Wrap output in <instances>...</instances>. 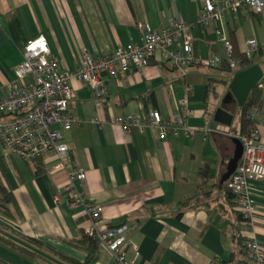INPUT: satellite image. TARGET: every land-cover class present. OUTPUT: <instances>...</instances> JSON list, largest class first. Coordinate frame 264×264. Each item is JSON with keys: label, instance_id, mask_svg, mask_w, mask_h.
<instances>
[{"label": "crops", "instance_id": "obj_1", "mask_svg": "<svg viewBox=\"0 0 264 264\" xmlns=\"http://www.w3.org/2000/svg\"><path fill=\"white\" fill-rule=\"evenodd\" d=\"M203 6V0H0V97L16 81L25 46L46 38L61 69L73 77L72 114L103 122L65 133L71 165L87 175L77 188L103 209L99 230L129 227L126 254L135 264H223L234 255L244 257L247 237L264 248V181L251 184L253 226L241 220L234 197L225 185L220 187L235 151L233 128L209 122L208 115L221 99L219 88H228L234 99L225 69L195 66L182 77L168 59L156 54L140 76L132 70L105 79L103 112L96 108L92 89L75 78L87 52L109 55L140 45L145 29L161 32L168 19L194 25ZM219 30L236 56L246 51L250 40H256L264 54V14L254 16L243 8L237 15L226 13L218 30L191 31L195 57L224 55ZM210 80L220 83L218 99L207 96ZM186 98L194 112L189 126L199 131L194 138L180 134L162 140L156 131L141 135L112 125L117 118L152 110L163 118L184 115L181 103ZM205 131L216 134L205 136ZM260 132L264 145V128ZM6 153L0 143V179L17 204L8 206L9 216L0 213V264H84L88 252L71 242L80 243L86 236L90 219L82 208L63 202L69 178L57 169L56 156L24 163ZM189 200L197 201L192 210L182 206ZM94 264H116V259L99 245Z\"/></svg>", "mask_w": 264, "mask_h": 264}, {"label": "built area", "instance_id": "obj_2", "mask_svg": "<svg viewBox=\"0 0 264 264\" xmlns=\"http://www.w3.org/2000/svg\"><path fill=\"white\" fill-rule=\"evenodd\" d=\"M203 3L199 20L194 25L181 19H168L161 32L145 29L140 45L118 48L109 55H100L97 51L86 53L75 71V78L92 89L99 112L104 111V100L108 98L105 79H118L132 70L140 76L156 54L168 59L182 77H186L189 69L195 66L210 70H222L227 66L236 75L242 72L246 61L252 62L259 55L257 41L250 40L246 51L236 56L231 42L219 30L217 36L224 55H214L208 60L195 57L192 30H218L226 13L237 15L243 8L254 16L264 14V0H203ZM15 75L16 81L0 97V143L3 149L9 156L24 163H34L55 155L57 169L66 172L69 178L62 192L63 202L72 209L82 208L90 219V225L85 229L86 236L96 238L99 245L115 257L116 264H135L126 254L131 245L127 239L128 226L99 230L103 209L78 190L76 184L85 182L87 175L71 165L70 150L65 143L66 132L83 125L101 126L103 122L98 118L83 120L72 114L70 105L76 100L73 77L61 69L46 38H38L25 46L23 63L16 68ZM256 89L261 96L260 104L249 111V119L255 127L245 136L234 137L241 141L244 153L236 173L226 183L240 216L251 226L256 212L251 184L264 181V145L260 132L264 128V76ZM181 106L185 109L184 115L163 118L159 111L152 110L143 116L117 118L112 125L121 127L127 133L137 131L141 135L156 131L162 140L180 134L194 138L199 131L189 126V120L194 115L189 109V98L183 100ZM211 134L216 133L204 132L205 136ZM57 202L60 203V199ZM244 254L245 264H264V248L254 237L245 239Z\"/></svg>", "mask_w": 264, "mask_h": 264}, {"label": "trees", "instance_id": "obj_3", "mask_svg": "<svg viewBox=\"0 0 264 264\" xmlns=\"http://www.w3.org/2000/svg\"><path fill=\"white\" fill-rule=\"evenodd\" d=\"M262 52H259V55H261V58H263V60L261 62L263 63H255L254 59L257 57H255L252 62H248L246 61L242 71H246L248 69H250L251 67L255 66V65H261V67L263 68L264 71V54H261ZM226 73L231 75L230 81L232 82L235 74L227 67L224 66V68ZM214 84H220L215 80H210L209 84H208V94L207 96L210 97V95L214 96L215 99H218V94H217V88H215L213 86ZM223 84V83H222ZM260 99L261 96L258 93L257 89L253 90V92L251 93L249 100L246 104V106L243 109H239L240 110V117H239V122H238V126L233 128L231 131V134L233 137H242L245 136L247 134H249L250 132H252L254 130L255 125L251 122V120L249 119V111L251 108H253L254 106L260 104ZM38 162V161H36ZM40 162V161H39ZM1 163V161H0ZM1 170V175H4V169L0 168ZM202 174V173H201ZM226 187V184H225ZM227 190V189H226ZM197 201L196 200H189L187 202H185L182 206L184 209H188V210H192L193 204H196ZM17 202L16 199L13 195V193L9 192L6 187L3 184V181L0 179V213H2L5 216H9V212H8V206L9 205H15L16 206ZM242 220V218H241ZM243 222V221H242ZM3 242V244L7 245L10 244L9 242L5 241V240H1ZM29 243H31L32 245L36 246L37 248L43 250L45 249L43 244L35 241V240H28ZM71 244H73L75 247H79L81 249H84L85 251L88 252V257H87V261L84 264H94L95 262V255L97 252V247H99V243L98 240L95 239H91L87 236L82 237L80 243H75V242H71ZM243 249H244V242H243ZM57 256H60V254H58ZM244 258V261L242 260ZM238 259V261H237ZM68 263L70 264H81V263H77L71 260H66ZM223 264H245V254L244 257L241 256L240 258H238V256L234 255L231 262H224Z\"/></svg>", "mask_w": 264, "mask_h": 264}, {"label": "water", "instance_id": "obj_4", "mask_svg": "<svg viewBox=\"0 0 264 264\" xmlns=\"http://www.w3.org/2000/svg\"><path fill=\"white\" fill-rule=\"evenodd\" d=\"M263 76L264 71L260 65H255L234 76L229 89L240 109L246 106L251 93L256 89L257 84L262 80ZM233 120V117L222 109H219L215 114V122L218 124L231 127ZM232 142L235 145V151L226 167V172L221 179L220 187H223L236 173L243 157L244 147L241 141L237 138H233Z\"/></svg>", "mask_w": 264, "mask_h": 264}, {"label": "rangeland", "instance_id": "obj_5", "mask_svg": "<svg viewBox=\"0 0 264 264\" xmlns=\"http://www.w3.org/2000/svg\"><path fill=\"white\" fill-rule=\"evenodd\" d=\"M254 62L255 63H263L261 62V60L257 58L254 59ZM261 66V65H260ZM262 68V67H261ZM263 69V68H262ZM212 76L213 77H217L218 76V73L216 72H213L212 73ZM220 84H214L213 83V86L215 88H218ZM228 91V88H219L218 89V92L221 94V99L218 101L217 104L215 105H212L211 109H210V113L208 115V121L209 122H214L215 121V114L216 112L219 110V109H222L224 111H227V112H231V116L233 117V123H232V128H235L238 126V118H239V115H240V108L238 107L237 105V102L234 101V99L227 93ZM235 102V103H234ZM211 104H213V101H211ZM232 109V110H230ZM7 154V153H6ZM8 155V154H7ZM9 156V155H8Z\"/></svg>", "mask_w": 264, "mask_h": 264}]
</instances>
